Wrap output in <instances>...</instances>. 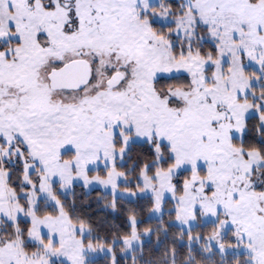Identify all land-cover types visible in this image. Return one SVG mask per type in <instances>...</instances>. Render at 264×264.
<instances>
[{
	"label": "snow or ice",
	"instance_id": "1",
	"mask_svg": "<svg viewBox=\"0 0 264 264\" xmlns=\"http://www.w3.org/2000/svg\"><path fill=\"white\" fill-rule=\"evenodd\" d=\"M0 264H264V0H0Z\"/></svg>",
	"mask_w": 264,
	"mask_h": 264
}]
</instances>
